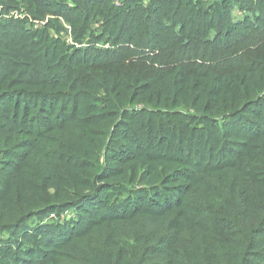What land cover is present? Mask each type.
<instances>
[{
	"label": "trees",
	"instance_id": "16d2710c",
	"mask_svg": "<svg viewBox=\"0 0 264 264\" xmlns=\"http://www.w3.org/2000/svg\"><path fill=\"white\" fill-rule=\"evenodd\" d=\"M254 2L0 0V264H54V251L12 237L81 203L97 214L83 205L52 244L76 264H264V0ZM47 16L74 42L106 46L70 51L48 39L50 24L35 29ZM41 148L50 159L20 185ZM134 184L148 189L132 196ZM102 190L115 200L101 203Z\"/></svg>",
	"mask_w": 264,
	"mask_h": 264
},
{
	"label": "rangeland",
	"instance_id": "374dc122",
	"mask_svg": "<svg viewBox=\"0 0 264 264\" xmlns=\"http://www.w3.org/2000/svg\"><path fill=\"white\" fill-rule=\"evenodd\" d=\"M209 1V0H206ZM258 0H255V2L253 3V7H255L257 4ZM259 3V2H258ZM118 4V2L116 3ZM9 15H13L14 14L10 13ZM18 17H23L17 14ZM232 17L235 18H240L241 16V12L238 10H233ZM53 21V17L51 16H47L46 18H43L41 20H39L37 23H34L35 29H45L47 27V24H50L52 26L47 28V33H48V39H50L51 41H55L58 40V44L59 45H64L67 46L70 51H73L74 53L79 52L81 53L83 51V49L86 47V43H88L89 38L88 35L83 39V40H79L81 42H74V37L72 34H74L72 28L68 27L66 24H64L63 21L60 22V26L52 23ZM45 26L43 27L42 25ZM90 29H92V31H100L99 25L98 24H94V22L91 24ZM91 42L93 43H98L96 44V47H102L104 48L106 46V43L104 41H95L91 39ZM102 127L98 128V131H101ZM259 146H262V144L258 143ZM47 148H41L38 149L36 151L37 155L34 154V152L31 154L30 158L28 159L27 156L23 162L22 167H24V169L22 171H18L16 174V181L19 182V184H23L27 181L36 183L37 178H28L27 177V173L29 171H34L37 169V163H41L43 161H46L48 159H50V151L46 150ZM109 157H116V150L112 149L111 151H109ZM127 161L124 162L123 167V171L126 173L127 176H131L134 174L135 172V168L128 165L126 163ZM106 166H116L117 163L116 162H112L108 159H106V161L103 163ZM152 164L148 163L146 165V167H151ZM155 169H153V171H155ZM146 177H149L148 174L146 175ZM121 178H117L116 180H120ZM43 180H45L43 178ZM12 181V180H11ZM49 181H54V180H49ZM63 181V180H61ZM68 181V180H65ZM135 185V188L138 189V193H134L132 194V196L134 195H141L148 189V186L146 185ZM103 191V195L100 197V202L101 203H106L108 200H115V198L113 197H109L108 194V190H102ZM119 192H112V194H114L116 196V198H118V202H121V198H119L120 196L118 195ZM13 192H11L10 194L7 195L5 200H15L14 196L12 195ZM82 205L75 207V208H71L67 211H63V212H54V213H48V214H44L41 217H33L31 218L27 225L23 228L20 227L17 230V233L12 237V241H16L18 246L24 244H29V246L34 250L40 249L41 251H43L45 254H47L49 251H54V264H76L78 263L77 260L79 259V256L75 259V260H70L68 258L69 253H65L64 250H60L61 248H57L58 246H53V243H58L60 242V238H55L56 235L61 231L63 232V230L60 229H67L68 231H71L73 229H75L76 227V222L78 221V219L80 218V216L82 215V210L81 207L83 205H85L89 211H94L95 213L93 214L94 216L97 214L96 211H98L99 208L90 206V204L87 203H81ZM47 225H53V230H54V235H50V234H46L45 238L48 239L49 243L47 244V246L43 245L42 242L39 239V235L41 230H47L48 226ZM24 229V231H23ZM101 229V228H100ZM99 229V230H100ZM67 232V231H66ZM9 233H5L2 237L4 238L3 241H6V238H9L8 235ZM10 235V234H9ZM11 236V235H10ZM17 246V247H18ZM18 257H22L23 260L28 259V256L22 254L21 256Z\"/></svg>",
	"mask_w": 264,
	"mask_h": 264
}]
</instances>
